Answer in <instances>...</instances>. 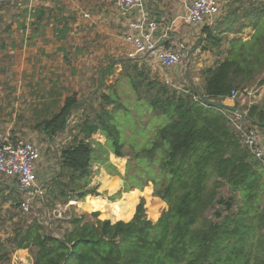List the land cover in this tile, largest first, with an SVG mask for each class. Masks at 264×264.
<instances>
[{"label": "trees", "instance_id": "trees-1", "mask_svg": "<svg viewBox=\"0 0 264 264\" xmlns=\"http://www.w3.org/2000/svg\"><path fill=\"white\" fill-rule=\"evenodd\" d=\"M248 14L253 34L246 41L234 39L226 57L204 71L203 93L177 89L162 77L143 75L137 64L126 67L130 59L124 62L133 92L165 119L148 146L133 147L132 153L123 150L118 100L106 95L107 105H116L87 116L59 150V170L48 185L49 207L99 196L97 186L87 187L91 167L98 163L115 171L108 161L111 152L129 156L123 192L152 183L153 195L168 206L160 217L155 222L146 218L141 197L128 221L115 211L119 199L111 205L118 221L100 220L99 212L73 214L63 221L60 235L46 231L36 219L16 223L13 233L0 239V264H264V208L255 206L264 189V165L243 144L236 127L243 121V130L264 128V105L239 108L242 99L227 101L232 89L242 91L264 71V3ZM258 83L264 84V78ZM78 105L75 94L65 97L58 111H49L34 130L51 140L65 130ZM95 134L105 142L93 141Z\"/></svg>", "mask_w": 264, "mask_h": 264}, {"label": "rangeland", "instance_id": "rangeland-1", "mask_svg": "<svg viewBox=\"0 0 264 264\" xmlns=\"http://www.w3.org/2000/svg\"><path fill=\"white\" fill-rule=\"evenodd\" d=\"M245 1L253 5L264 3V0ZM22 3V6L34 8L35 11L41 10L43 14L39 17H35V11L31 14L35 17L36 26H30L29 32L32 36L28 43L21 42V34L15 37L13 32L0 33L2 42H14L13 46L7 44L0 46V132H10L32 141L39 147L41 158L37 163L36 176L44 192L42 196L33 199L25 211L17 206V202H22L27 197L26 193L17 194L8 185H0V239L11 235L16 223H28L36 219L46 231L60 235L61 226H64L63 221L69 216L73 214L90 216L92 212L84 203L87 200L88 205L98 203L92 201L93 196L87 195L83 200L71 201L64 206L57 204L51 208L48 204L50 199L48 185L59 170L57 162L59 150L78 133L77 125L87 116L94 117L100 107L106 106L105 108L111 109L116 105L115 103L107 105L102 96H113L118 100V120L125 141L123 150L127 153H132L133 147L148 146L152 132L157 126L165 123L163 117L156 116L144 106V102L138 98L128 83L123 69L124 62L130 59L127 56L126 45L119 38L115 43H106L103 33L96 30L90 19H80L81 3H77L76 0H37L32 4ZM2 5L19 6L17 3ZM134 64L143 70V75L160 80L159 70L150 59H130L126 67H132ZM167 74L175 88L192 89L190 85L194 83L191 78L196 71L188 59L181 57L174 67L167 70ZM261 76L260 79L264 78V73ZM198 83L194 85L199 87L201 82ZM251 87L246 91H238L236 98L256 102L258 95L264 93L262 91L264 84L256 82ZM72 94L76 95L79 105L69 117L65 130L51 140L34 130L35 124L43 116L49 111H58L64 98ZM259 103L264 105V97H261ZM260 131L264 133V128ZM92 140L102 144L105 142V138L100 134H95ZM107 156L116 172L94 163L87 187L97 186L101 193L97 197L105 202V207L101 206L98 218L105 216L108 220L115 221L117 220L115 211H122V216L130 217V209L136 201L137 192L124 197L129 156L118 158L111 152H108ZM110 179H112L110 185L105 187V183ZM6 181L16 186V181L6 180L0 176V182ZM120 182H123V185ZM116 183H118L116 188L109 191L108 188H112ZM134 190L141 192L139 198L144 199L146 218L152 222L168 208L165 202L153 195L152 183L149 182L142 190ZM226 191L227 189H224L222 192ZM117 200L119 202L114 211L111 205ZM255 206L264 208V189ZM105 213H110L112 217L106 216ZM6 246L10 245L6 243Z\"/></svg>", "mask_w": 264, "mask_h": 264}, {"label": "crops", "instance_id": "crops-1", "mask_svg": "<svg viewBox=\"0 0 264 264\" xmlns=\"http://www.w3.org/2000/svg\"><path fill=\"white\" fill-rule=\"evenodd\" d=\"M22 2L29 3L28 1ZM22 2L17 3L19 6L16 7H9L0 3V33L2 31L7 33L13 32L15 37L21 34V42L28 43V40L32 36L29 32L30 26H36L35 17L31 15L35 9L22 6ZM76 2L81 3L79 18L84 20L90 19L92 25L96 26V30L103 33V38L106 43H115L117 42V38L123 41L124 35L129 31L130 22L140 19L141 16H145L148 20H154L158 24L159 31H167L166 38L163 41L165 48L179 50L182 57L188 59L193 70L196 71V74L191 79L195 85L201 82L200 86L197 87L194 84L189 85L197 93H203L205 83L204 71L213 68L214 65L226 57L231 42L234 39H242L243 41L250 39L254 28L251 25L252 16L248 14V11H253L255 6H259L253 5L251 2L247 3L245 0H220L218 13L210 19H205L200 25L194 26L185 23L182 19V15L185 13L186 0H142V8H134L129 11L119 8L105 0H76ZM13 43V41H6L4 43L0 39V46H5L6 44L13 46ZM263 73L264 71L261 74ZM261 74L255 75L254 80L246 85L243 90L246 91L252 88L251 86L262 77ZM196 89L199 90L197 91ZM262 91H264V87ZM261 97H264L263 92L256 98L258 100L252 103H258ZM235 98H228L227 101L233 103ZM240 101L242 102L239 105L240 107L244 103V105L252 104L246 100ZM241 113L245 114V111ZM240 123L246 125L243 121H240ZM257 129L259 130V128ZM3 178L12 180L7 177ZM3 184L18 189L17 184L14 186L7 181L5 183L0 182V185ZM134 192H137V197L132 214L128 219L122 221H128L133 217L135 205L141 194L138 190L124 193L125 197V195ZM91 198L98 199L102 205L99 203H94V205L90 203L88 205L89 200H87L84 205L89 211L99 212L105 207V202L102 198ZM105 215L112 217L110 213H105ZM105 219L108 218L105 216L100 217V220Z\"/></svg>", "mask_w": 264, "mask_h": 264}, {"label": "built area", "instance_id": "built-area-1", "mask_svg": "<svg viewBox=\"0 0 264 264\" xmlns=\"http://www.w3.org/2000/svg\"><path fill=\"white\" fill-rule=\"evenodd\" d=\"M36 0H0V3H19ZM124 10L142 8V0H105ZM185 1V0H177ZM220 0H186L185 13L182 19L185 23L198 26L205 19H210L218 13ZM167 31L158 30L154 20L145 16L129 24V31L124 35L123 42L127 45L128 58L132 60L148 58L159 70L165 82L170 83L167 70L181 60V53L176 49H168L163 45ZM238 91L232 89L230 99H234ZM239 115V114H236ZM241 116V115H239ZM241 131L243 144L264 165V133L256 127L243 130L241 124L236 125ZM41 158L39 147L30 140L15 136L10 132H0V176L16 181L17 190L26 193L21 202V209L27 211L30 202L43 195V188L38 184L36 176L37 162Z\"/></svg>", "mask_w": 264, "mask_h": 264}, {"label": "water", "instance_id": "water-1", "mask_svg": "<svg viewBox=\"0 0 264 264\" xmlns=\"http://www.w3.org/2000/svg\"><path fill=\"white\" fill-rule=\"evenodd\" d=\"M235 113L241 115L242 117L246 116L244 113H240L239 111H235ZM120 184L123 185V182H120Z\"/></svg>", "mask_w": 264, "mask_h": 264}]
</instances>
